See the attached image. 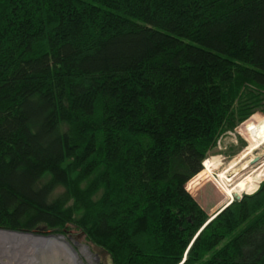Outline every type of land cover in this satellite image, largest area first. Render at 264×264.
<instances>
[{"label": "trees", "instance_id": "1", "mask_svg": "<svg viewBox=\"0 0 264 264\" xmlns=\"http://www.w3.org/2000/svg\"><path fill=\"white\" fill-rule=\"evenodd\" d=\"M258 109L243 135L264 0H0V229L72 227L109 264H264V178L211 215L185 188Z\"/></svg>", "mask_w": 264, "mask_h": 264}, {"label": "rangeland", "instance_id": "2", "mask_svg": "<svg viewBox=\"0 0 264 264\" xmlns=\"http://www.w3.org/2000/svg\"><path fill=\"white\" fill-rule=\"evenodd\" d=\"M259 110L238 124L232 131H226L221 135L215 148L204 160L208 163L205 164L203 161L206 169L204 167L201 169V176L197 178L194 175L185 184V188L191 196L209 215L226 203V197L220 189V185L224 181L223 178L219 177L220 173L226 170V165L230 160L241 153L264 131L263 121L257 127L249 130L247 134L243 135L241 132L242 124L252 118ZM258 150L254 152V155H258L263 159L264 146H261ZM243 172L247 173L248 170ZM230 174L231 170L224 173V175ZM260 181L248 185L240 193L253 192L257 187L256 184ZM221 187L223 188L222 185ZM245 190L247 191L244 192ZM41 230V235L37 234L38 232L36 233L35 230L19 232L30 236L27 242L18 241L19 243H16L15 240L8 241L5 235L9 233L0 231V238L6 241L4 245L3 242L0 243V264H109L108 255L87 241L80 231L71 227L65 236H59L50 234L46 229ZM16 232L12 231L10 233H13L14 237L17 235ZM14 239L16 238L14 237Z\"/></svg>", "mask_w": 264, "mask_h": 264}, {"label": "bare ground", "instance_id": "3", "mask_svg": "<svg viewBox=\"0 0 264 264\" xmlns=\"http://www.w3.org/2000/svg\"><path fill=\"white\" fill-rule=\"evenodd\" d=\"M261 146H264V131L261 132L241 153H239L235 158L227 163L225 168L226 170H221L222 172L220 173L219 177L223 178L225 181H223L221 185L231 198H233L234 194L241 195L240 192H242L245 187L252 185L255 181H260L263 179L264 158L262 159V157L260 158L258 155H254V152H256V150H258ZM262 154L264 155V152ZM254 157H257V161L253 164L251 163V160ZM204 163L206 164L208 162L204 161ZM229 170H231V174L224 175V173ZM244 170H248V172L244 173ZM15 234H17L14 236L17 240L14 239L13 233L6 234L5 236L7 237L8 241L15 240L16 243H19L18 241L27 242L30 239V236L28 235H23L20 233ZM5 242L6 241H4V243Z\"/></svg>", "mask_w": 264, "mask_h": 264}, {"label": "water", "instance_id": "4", "mask_svg": "<svg viewBox=\"0 0 264 264\" xmlns=\"http://www.w3.org/2000/svg\"><path fill=\"white\" fill-rule=\"evenodd\" d=\"M257 160V157L255 158H253L252 160H251V163H254L255 161ZM264 178V177H263ZM257 186H258V184H257ZM257 188V187H256ZM240 196L241 195H236V194H234L233 195V198H236V199H238V198H240ZM231 201V199L229 200V201H227L226 203H224V204H227L228 202H230ZM0 231H5V232H12V231H8V230H4V229H0ZM14 232V231H13ZM16 233H19V232H16Z\"/></svg>", "mask_w": 264, "mask_h": 264}, {"label": "flooded vegetation", "instance_id": "5", "mask_svg": "<svg viewBox=\"0 0 264 264\" xmlns=\"http://www.w3.org/2000/svg\"><path fill=\"white\" fill-rule=\"evenodd\" d=\"M3 242V245H4V240L3 239H0V243ZM1 248V247H0Z\"/></svg>", "mask_w": 264, "mask_h": 264}]
</instances>
